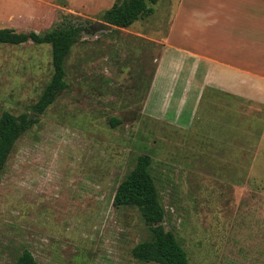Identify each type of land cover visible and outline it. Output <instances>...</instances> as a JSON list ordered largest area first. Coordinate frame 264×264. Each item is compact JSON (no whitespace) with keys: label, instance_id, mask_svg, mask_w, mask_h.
I'll use <instances>...</instances> for the list:
<instances>
[{"label":"rangeland","instance_id":"obj_1","mask_svg":"<svg viewBox=\"0 0 264 264\" xmlns=\"http://www.w3.org/2000/svg\"><path fill=\"white\" fill-rule=\"evenodd\" d=\"M150 5L155 12L129 28L82 34L65 61L67 88L16 141L0 171V264H15L24 249L41 264H162L134 258L132 248L151 239V230L137 207L113 203L141 154L152 157L165 229L191 264H264V105L241 106L238 116L246 120L231 133L214 119L215 111L219 120L229 119L220 106L201 109L188 129L162 119V106L144 108L162 46L140 33L161 38L173 20L180 41L211 35L220 12L235 8L244 15L249 6L235 0ZM44 6H30L26 20L11 23L14 29L94 24L110 7L85 14L65 0ZM52 75L50 44H0V116L33 114Z\"/></svg>","mask_w":264,"mask_h":264},{"label":"crops","instance_id":"obj_2","mask_svg":"<svg viewBox=\"0 0 264 264\" xmlns=\"http://www.w3.org/2000/svg\"><path fill=\"white\" fill-rule=\"evenodd\" d=\"M114 1L65 0V3L70 10L93 14L99 9L111 7ZM54 2L0 0V28H14L15 25L11 23L19 21L18 18L26 20L30 6L37 7L41 3L45 8H50ZM235 2L249 6V13H237L235 8H231L228 15L220 12L211 23V35L196 33L190 38L181 36L180 41L172 33L173 20L161 38L140 33L148 37L155 48L158 42L162 46L159 58L155 56L158 64L144 103L147 111L159 112L162 106V119L188 129L198 119L201 109H209V112L220 106L218 112L224 113L223 109H227L229 119L219 120L216 111L214 119L218 124L227 125L228 133H231L230 128L235 130L241 126L238 121L246 120L238 116L237 110L241 106L245 103L264 105V0ZM5 15L8 16L6 20ZM205 21L200 23L204 24Z\"/></svg>","mask_w":264,"mask_h":264},{"label":"trees","instance_id":"obj_3","mask_svg":"<svg viewBox=\"0 0 264 264\" xmlns=\"http://www.w3.org/2000/svg\"><path fill=\"white\" fill-rule=\"evenodd\" d=\"M159 0H115L102 12L99 20L117 28H129L136 21L155 12ZM91 22H68L45 32L17 31L14 28H0V44L19 45L28 41L50 44L52 47L53 75L38 101L33 105V114L15 115L4 111L0 116V171L18 138L35 123L39 115L54 102L57 94L67 88L65 61L72 47L82 34L92 33ZM90 25V26H89ZM113 124L120 122L112 119ZM152 157L141 154L136 165L127 173L116 189L113 203L116 207L135 206L139 209L152 236L138 242L131 250L134 258L144 262L162 264H191L187 250L181 245L175 233L166 230L163 224L165 208L161 202L156 180L151 172ZM15 264H41L29 249H24Z\"/></svg>","mask_w":264,"mask_h":264},{"label":"water","instance_id":"obj_4","mask_svg":"<svg viewBox=\"0 0 264 264\" xmlns=\"http://www.w3.org/2000/svg\"><path fill=\"white\" fill-rule=\"evenodd\" d=\"M112 27H114V25L106 23L104 21L98 20L95 21L94 24L92 25L93 30H99V29H111Z\"/></svg>","mask_w":264,"mask_h":264}]
</instances>
